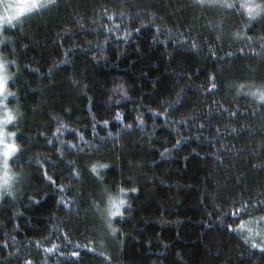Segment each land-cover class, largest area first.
Returning <instances> with one entry per match:
<instances>
[{"label": "trees", "instance_id": "obj_1", "mask_svg": "<svg viewBox=\"0 0 264 264\" xmlns=\"http://www.w3.org/2000/svg\"><path fill=\"white\" fill-rule=\"evenodd\" d=\"M19 2L0 264H264V0Z\"/></svg>", "mask_w": 264, "mask_h": 264}, {"label": "clouds", "instance_id": "obj_2", "mask_svg": "<svg viewBox=\"0 0 264 264\" xmlns=\"http://www.w3.org/2000/svg\"><path fill=\"white\" fill-rule=\"evenodd\" d=\"M32 7L28 0H20L19 3L5 4V15L2 23L11 25L17 19V12ZM13 63L5 56H0V196L14 197L16 185L20 179V174L10 163L11 157L15 154L9 149L7 166H5L4 150L8 145L15 144L16 151L19 145L15 140V132L10 129L21 115L18 105H10L8 100L14 96L13 90L9 87L13 80V73L10 71V64ZM264 90L257 89L250 93L257 101H264L261 96ZM106 167V165H104ZM130 191L124 186H118L114 190H109L105 194L103 214L107 221L113 220L122 215L126 207L129 206Z\"/></svg>", "mask_w": 264, "mask_h": 264}, {"label": "snow or ice", "instance_id": "obj_3", "mask_svg": "<svg viewBox=\"0 0 264 264\" xmlns=\"http://www.w3.org/2000/svg\"><path fill=\"white\" fill-rule=\"evenodd\" d=\"M28 2L32 4V7H28V8H25V9H22V10L18 11L17 12V17H20V16H22L24 14H27V13H31L33 10L40 9V8H43V7H47L50 3L53 2V0H28ZM223 6L231 8L234 5L225 4ZM241 7L247 9L249 17L258 16V15H260V13L262 11H264V5H262V4L245 3V4L241 5ZM241 87H243V85H241ZM120 91L123 92L124 95H127V93L124 92V90H123V86H121ZM261 96H262V98H264V92H261ZM104 123L107 124V121H104ZM9 149H11V152L15 153L16 152V145L15 144H11V145H8L5 148L4 153H3L4 158H5V161H4L5 162V166H7V163H8L7 157L10 154L9 153ZM99 167H104V165H99ZM96 169H97V165H93L92 166L93 172H96ZM132 191H135V189H132ZM108 226H109V228H111V231L113 232V234H115L116 229L112 228L111 220L108 221ZM253 246L254 247H258L255 244ZM51 250L52 249H49L48 251H51ZM73 255H75V253Z\"/></svg>", "mask_w": 264, "mask_h": 264}, {"label": "rangeland", "instance_id": "obj_4", "mask_svg": "<svg viewBox=\"0 0 264 264\" xmlns=\"http://www.w3.org/2000/svg\"><path fill=\"white\" fill-rule=\"evenodd\" d=\"M0 1H5V2H6V1H8V0H0Z\"/></svg>", "mask_w": 264, "mask_h": 264}]
</instances>
